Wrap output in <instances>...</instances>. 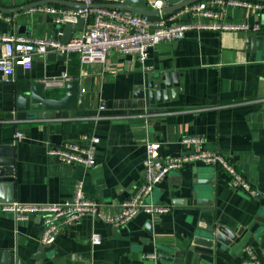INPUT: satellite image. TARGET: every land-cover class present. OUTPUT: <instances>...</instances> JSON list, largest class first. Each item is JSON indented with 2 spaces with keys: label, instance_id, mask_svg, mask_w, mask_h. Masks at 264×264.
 <instances>
[{
  "label": "crops",
  "instance_id": "crops-1",
  "mask_svg": "<svg viewBox=\"0 0 264 264\" xmlns=\"http://www.w3.org/2000/svg\"><path fill=\"white\" fill-rule=\"evenodd\" d=\"M33 3L1 0L0 7L11 12L0 13V32L60 41L63 27L54 25L42 8L70 6L29 8ZM247 19L244 8L233 6L220 18L227 24ZM260 20L264 21V10L254 21ZM186 21L209 22L186 16L175 22ZM80 31L75 30L72 37ZM250 35L253 33L190 30L181 40L150 48L144 64L135 54L111 51L105 64H80L78 55L71 54L64 60L36 56L30 69L16 67L9 81L0 80V114L13 111L16 92L24 84L63 74L82 85L83 105L62 112L60 119L0 120V145L13 146L14 202L62 203L72 198L81 182L85 198L102 204L105 214L114 215L142 181L146 142L158 144L161 159L196 150L216 152L264 193V36L260 50L252 52L246 45ZM161 72L180 75L181 91L175 100L161 106L164 113L148 115L132 105L131 94L147 74ZM64 88L46 89V93L59 97ZM102 104L105 108L99 110ZM18 129L26 130L21 138H15ZM81 134L99 139L93 167L67 166L47 156L48 147ZM186 138L203 143L197 148L183 143ZM195 173L197 178H210L212 184L194 185ZM228 180L220 166L189 162L169 173L153 191L152 202L169 207L168 213H140L119 228L83 217L56 236L55 249L45 256L38 254L41 215L30 214L27 221L16 223L12 214L0 211V250L12 251L16 264H166L159 255L184 250L198 228L217 222L242 233L229 252L217 253L216 264H239L246 246L264 262L260 243L263 199L234 191ZM198 189L206 191L198 194L206 200L205 206L193 204L192 193ZM93 235L98 238L95 244ZM149 254H156V260L144 257Z\"/></svg>",
  "mask_w": 264,
  "mask_h": 264
},
{
  "label": "built area",
  "instance_id": "built-area-1",
  "mask_svg": "<svg viewBox=\"0 0 264 264\" xmlns=\"http://www.w3.org/2000/svg\"><path fill=\"white\" fill-rule=\"evenodd\" d=\"M56 1L79 3L83 4L85 8L43 7L42 11L51 15L52 23L63 27L68 24L75 25L79 20H83V29L66 44H61L59 40L52 38H29L0 32V80L9 81L13 77L16 67L30 69L36 56H45L48 52L61 53L66 56L77 54L80 64H105L107 55L114 51L122 55L135 54L138 61L144 64L150 48L160 43L181 40L185 32L190 30L251 31L264 34V23L255 24L250 30L246 22L227 24L220 20L228 6L244 8L248 17L252 16L254 20L257 19L260 12L264 10V5L250 0H201L178 10L169 19L159 21H150L145 16L125 10L88 8L92 4H120L123 3V0ZM145 5L146 9L157 10L160 14L161 9L167 5V1L145 0ZM180 16L209 22L176 23ZM10 20V18L6 19V21ZM70 81L71 78L63 74L43 78L38 82L43 85L44 89H62ZM104 108L103 104L99 106V110H104ZM21 137V133H16L15 138ZM98 143L97 137L81 134L77 139L66 140L56 146L48 147L46 154L56 162L67 166L91 168L96 164L94 151ZM183 143L199 148L203 141L197 138H186ZM158 152V144L146 142L142 181L135 188L131 197L119 205V211L114 215L105 214L102 204L86 199L81 182L76 184L72 198L62 203H3L0 204V211L12 214L16 223L27 221L30 214H40L43 226L40 243L43 246L53 244L59 233L86 216L92 220L99 219L112 228L123 227L140 213L149 216L168 213L169 207L159 206L152 202L153 191L169 173L182 169L185 164L192 161H201L209 166L222 167L229 175L230 188L234 191L244 192L252 199L264 200V193L261 194L253 188L233 165L216 152L196 150L192 154L170 156L163 159L158 156ZM97 241V236L93 235L91 242L95 244ZM144 257L156 260L157 255L149 254ZM239 264H264V262L252 247L246 246L244 256Z\"/></svg>",
  "mask_w": 264,
  "mask_h": 264
},
{
  "label": "water",
  "instance_id": "water-1",
  "mask_svg": "<svg viewBox=\"0 0 264 264\" xmlns=\"http://www.w3.org/2000/svg\"><path fill=\"white\" fill-rule=\"evenodd\" d=\"M167 5L161 9L160 14L157 10L145 8V0H123L120 4H92L88 8H106L125 10L134 14L147 17L150 21H159L169 19L173 13L178 10L201 0H166ZM264 4V0H250ZM41 5H64L72 8H85L83 4L44 0L35 2L29 5V8ZM11 12L0 7V13ZM249 29L251 30L255 24L264 23L263 20L254 21L252 16L246 20ZM84 21L79 20L75 25H64L61 44H66L70 41L75 30H82ZM252 33L251 31H249ZM263 33H253L246 37L247 49L251 51L260 50ZM47 58L64 60L65 54L48 52ZM180 75L172 72L150 73L142 80L141 84L134 87L131 94L132 105L145 110L148 114L164 113L166 110L161 106L169 103L170 100H175L178 92L181 91L179 78ZM82 90V85L77 79L66 83L64 91L59 97H51L46 93V89L39 82H30L24 84L21 89L16 92L14 100V109L10 113L0 114V120L20 122H35L47 119H60L62 112L71 111L76 108L82 109L83 95L79 94ZM17 133H23L24 129H18ZM196 186H205L212 184L210 178H197L196 173L193 176ZM14 152L12 145H0V204L12 203L14 197ZM206 193L202 190H194L192 196L193 204L196 206H205L206 200L198 198V194ZM211 201V200H209ZM264 205V200L261 202ZM242 233L236 228H228L217 222L206 228H198L192 235L190 243L184 250L171 252L170 254L159 255V259L166 264H216L218 252H229L233 247L234 242ZM260 243L264 249V231L260 236ZM54 244L38 248V254L45 256L47 252L54 250ZM41 252V253H39ZM43 252V253H42ZM42 258V257H41ZM16 258L12 251L0 250V264H16ZM226 264V263H224Z\"/></svg>",
  "mask_w": 264,
  "mask_h": 264
}]
</instances>
